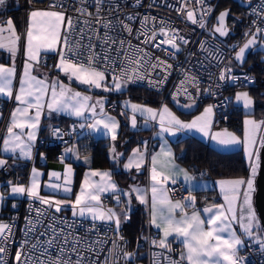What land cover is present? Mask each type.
<instances>
[{"label": "built area", "instance_id": "built-area-1", "mask_svg": "<svg viewBox=\"0 0 264 264\" xmlns=\"http://www.w3.org/2000/svg\"><path fill=\"white\" fill-rule=\"evenodd\" d=\"M220 0H40L27 4L19 0L20 22L33 6L58 10L63 14L59 46L42 53L39 61L54 74L58 59L97 69L109 77L163 93L172 102H206L214 110L213 125L227 118L232 89L262 86L258 75L232 64L236 49L254 30L264 32V0H244V26L237 38L228 41L212 29ZM13 13H8L12 15ZM234 61V60H233ZM235 63V62H234ZM12 99L0 98V141ZM107 109H115L109 101ZM258 143L246 176L257 156L264 129L260 117ZM83 138L87 146L97 137L75 120L53 123L45 135H38L27 158L7 157L0 167L1 192L21 184L23 194L4 212L5 230L0 235V264H188L175 244L163 248L156 243L158 233L146 220L138 237V251L128 247L127 235L115 221H95L56 209L55 201L45 203L27 193L28 176L35 163L44 164L49 150L62 163L71 146ZM27 165L26 174L15 165ZM195 175L202 176L197 169ZM169 195L185 200L188 188L177 179H166ZM115 195H102L108 209ZM239 231L240 244L231 252V264H264V247ZM129 253V256H128Z\"/></svg>", "mask_w": 264, "mask_h": 264}, {"label": "crops", "instance_id": "crops-1", "mask_svg": "<svg viewBox=\"0 0 264 264\" xmlns=\"http://www.w3.org/2000/svg\"><path fill=\"white\" fill-rule=\"evenodd\" d=\"M27 4L34 3L28 0ZM18 6L19 0H0V98L13 101L0 141V163L4 162L5 157L27 158L37 136L45 135L50 124L75 120L86 126L96 137L113 140L118 135L121 120H125L132 129L147 130L142 142L138 144L140 146L130 150L121 168L124 165L122 169L129 173L137 167L143 168L140 175L141 179L145 178V182H138L137 178L130 182L138 183V192L143 193H140L141 196L138 194L140 198L131 195L143 205L149 226L157 231L156 243L163 248L178 243L182 249V258L188 264H231V252L239 246L240 240L231 243L232 239L223 231L224 226L235 227L242 211L244 219L250 213L253 178L248 182L246 175L197 176L176 159L173 141L193 135L221 151L241 148L249 166L258 143L260 124L254 142L250 140L246 145L241 133L226 126L213 125L214 110L209 103L189 114L197 104H155L125 97L117 102L122 118L106 107L110 94L114 93H83L85 82L69 71L67 63L84 65L60 57L54 74H51L40 63L42 53L53 52L59 46L62 12L33 6L21 24ZM59 62H63L65 67L58 66ZM234 92H230L232 96ZM2 116L0 111V120ZM81 154L79 143H74L68 156L77 160L82 157ZM64 166L65 163L60 160L47 158L44 164L35 163L31 167L30 179L34 175L45 179L53 168L65 169ZM169 178L181 181L188 188L186 200L181 201L169 195L164 182ZM28 187L29 183L27 191ZM205 189L211 192L200 191ZM113 193L115 196L108 221L122 225L129 215L121 208L126 204V197L119 189ZM206 195H212L215 199L198 204ZM30 197L47 201L39 195ZM130 205L131 209V197ZM244 224L248 230L250 226L246 220Z\"/></svg>", "mask_w": 264, "mask_h": 264}, {"label": "rangeland", "instance_id": "rangeland-1", "mask_svg": "<svg viewBox=\"0 0 264 264\" xmlns=\"http://www.w3.org/2000/svg\"><path fill=\"white\" fill-rule=\"evenodd\" d=\"M243 26L244 23L242 27ZM230 61L232 64H235L232 58ZM59 65L64 66V63L59 62L58 66ZM67 65L70 66L69 71H71V73L74 74L76 78L85 82L84 86L86 89H83V93H119L127 86L131 85L122 79L109 77L97 69L87 66H75L69 63H67ZM89 82H91L93 85H91ZM233 91H235L232 96L234 104L240 106L244 111L241 120V137L243 140H245L247 145L250 140L254 142L260 120L251 113L254 107V97L250 91L247 88H236ZM138 146L136 148H138ZM119 154L120 151H118L114 144H112L109 148V157L112 160H115ZM81 156L82 157L77 158V160L68 158V160L64 161L65 169H62V167L58 169L53 168L51 174L45 177V179H42L43 176L37 178L35 175L32 176V179H30L31 172L28 176L29 187L27 193L30 196H42L45 200H47L45 202L55 201L56 209L63 210L64 212H67L73 216H79L95 221L108 220L111 216L110 208H112L113 205L110 203L108 205L109 209H104L102 206L101 196L111 195L113 192L118 191L119 188H117V184L111 176L109 168L92 167L90 166V161L87 155L81 154ZM4 159L6 160V157ZM256 162L257 159L255 158L251 173L246 178L248 182H251V178H253L255 174ZM77 163L83 165V170L80 173L76 169ZM2 164L0 163V167ZM39 167L43 166L40 165ZM122 168H125V166L122 165ZM130 173L133 177L131 182L135 181V178L138 179V182H145V178L141 179L142 175L135 173L134 169ZM44 181L45 183L43 185ZM1 182L2 181L0 179V235L5 230V222L2 217V207L5 202V197L10 196L15 198L20 197L23 194V187L21 184L11 186L9 192L6 194L2 193ZM138 186V183H126V185H122L121 192L126 197V204L122 205L121 208L126 212V214L129 213L131 207V193L135 198H140V193L141 195L143 193L138 192ZM251 192L252 194L250 203H252V206L250 213H248L246 215V219H244L245 215H243L244 213L242 211L238 216V223L242 232L247 237H250L252 240L258 242L264 247V233L257 221V214L253 204V189ZM245 220L250 226L248 230L246 229L248 226L244 224ZM223 231L228 235L229 239H232L231 243L239 242L240 239L238 230L234 226H224ZM140 261L141 262L138 264H146L145 257H140Z\"/></svg>", "mask_w": 264, "mask_h": 264}, {"label": "trees", "instance_id": "trees-1", "mask_svg": "<svg viewBox=\"0 0 264 264\" xmlns=\"http://www.w3.org/2000/svg\"><path fill=\"white\" fill-rule=\"evenodd\" d=\"M27 1L28 0H26V2ZM224 1L225 0L219 1L217 9H220L221 7L226 5L224 4ZM29 2L39 3L40 0H29ZM239 32L236 33L234 37H231L227 40L231 41L237 38L240 34ZM248 63L253 64L250 70L254 73L258 75L264 73V63L258 61V58L254 56H248L246 65ZM233 90L234 89H232L231 91ZM249 91L254 97V107L251 113L258 117V119H260L264 111V88L262 86L250 87ZM230 94L232 96V93ZM125 97L137 100H145L155 104H158L160 102L172 103V101L168 100L167 98L163 99V93L135 84L127 86L123 91H120L119 93L110 94L108 100L111 101L113 98H115L116 102H119V100ZM205 103L206 102L197 104L195 109L189 112V114L200 110L201 106ZM111 111L115 112L118 116L123 118L122 114L119 111L118 103L117 107L115 109H111ZM243 114L244 111L242 110V108L234 104L232 99L229 108H227V118L221 121L217 127L226 126L232 128L240 134L242 130L241 120ZM146 131L147 130L142 128L132 129L128 126L125 120H121L120 130L115 139L111 140L108 137H97L96 144L87 146L84 143L83 138H79L77 143H79V151L89 157L90 166L95 168L107 167L110 169L111 176L118 184L119 191L121 192L122 185L130 183L132 181L131 173L123 170L121 168V164L128 156L130 150L134 146L142 142ZM112 144H114V146H116L120 150V154L115 160H112L109 157V148ZM173 146L175 149L176 159L185 164L193 174H195V171L197 169L202 170V176L210 177L245 176L247 174L248 166L246 164V160L241 148L229 151H221L193 135H187L176 139L175 141H173ZM47 158H53L52 150L48 151ZM14 167L15 170L20 174H26L27 165L25 163L19 165L16 164ZM76 169L79 173L82 172L83 165L77 163ZM200 191H206L207 193L211 192L210 189ZM114 194L115 193H112L111 195ZM130 197L132 201V208L129 211L127 220L122 223L121 228L127 235L129 249L133 253L137 254L138 237L144 231L147 218L146 210L144 209L143 205H141L132 195H130ZM198 197L201 198L200 196ZM17 198L19 197H5V202L2 207V217L4 212L10 207V205H12V203ZM211 199L214 200L215 197L212 195H206L198 201V204L210 201ZM174 244L176 246V251L181 255V257H183L181 246L178 243Z\"/></svg>", "mask_w": 264, "mask_h": 264}, {"label": "water", "instance_id": "water-1", "mask_svg": "<svg viewBox=\"0 0 264 264\" xmlns=\"http://www.w3.org/2000/svg\"><path fill=\"white\" fill-rule=\"evenodd\" d=\"M212 1V0H210ZM236 3L237 6L245 9L249 3L244 0H231ZM230 12V7L226 6L217 11L213 17L212 29L222 39H225L228 34L233 35L234 32L227 24V17ZM261 52L259 61L264 63V32L254 30L248 37L240 44L236 49L233 60L239 67L245 66L246 68H252L253 64L246 61L249 53ZM256 168L255 174L252 179L253 187V204L258 217L259 224L264 233V129L261 133V142L257 149L256 156ZM143 172V168L135 169V173Z\"/></svg>", "mask_w": 264, "mask_h": 264}, {"label": "flooded vegetation", "instance_id": "flooded-vegetation-1", "mask_svg": "<svg viewBox=\"0 0 264 264\" xmlns=\"http://www.w3.org/2000/svg\"><path fill=\"white\" fill-rule=\"evenodd\" d=\"M224 4H226V5L223 7H226V6L230 7V12H229L228 17H227V24L231 28V30H233L234 34L233 35L228 34L225 38V39H230L231 37H234L235 34L241 30L242 25H243L244 20H245V9L237 6V4L232 2L231 0H225ZM223 7H221V8H223ZM218 10L219 9L216 8L215 12L217 13ZM249 56H254V57L258 58V61H259V57L261 56V52H259V51L251 52V53H249Z\"/></svg>", "mask_w": 264, "mask_h": 264}]
</instances>
